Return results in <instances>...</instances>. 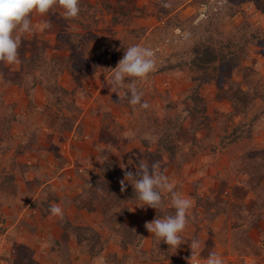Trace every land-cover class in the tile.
<instances>
[{"label":"rangeland","instance_id":"374dc122","mask_svg":"<svg viewBox=\"0 0 264 264\" xmlns=\"http://www.w3.org/2000/svg\"><path fill=\"white\" fill-rule=\"evenodd\" d=\"M82 2L90 6L85 9L96 21L90 29L95 40L87 43L93 58L81 65L90 63L92 70L80 85L67 72L58 80L75 92L59 97L61 103L75 97L78 111L74 129L59 133L53 116H69V112L58 111L56 99L49 100L41 85L33 100L29 98L16 83L13 64L0 63V198L6 192L13 193V185L17 184L23 194L12 207L0 205V264H14L13 258L19 256L23 257L20 264H75L70 253L56 252L51 246L49 224L43 220L50 212L44 210L51 207L56 193H78L77 197L84 188L91 189L90 185L101 176L109 189L121 194L132 185L125 173H135L140 163L152 162H158V171L169 178L174 190L190 198L189 222L175 255L126 264H187L180 261V256L192 255L193 240L200 242L193 251L204 264L211 252L220 255L224 264H264V211L261 216L255 214L264 205V191L257 194V189L248 190L244 185L252 178H261L258 190H264V101L259 98L264 91V0H166L167 8L172 9L168 14L164 11L165 0ZM174 2L177 3L173 5ZM202 3L208 6L205 13L199 12ZM221 8L223 12L217 16ZM60 15L64 16L63 10ZM56 17L54 13L33 15V31L22 35L23 54L31 55L36 47L43 46L45 55L67 54L58 40L59 34L68 29L67 23L48 22ZM135 29L140 32L138 40L130 32ZM76 31L87 30L78 27ZM237 32L247 42L237 68L235 64H223L217 74L210 69L209 75H217L212 82L200 79L201 72L190 65L182 66L191 61L195 42L213 37L222 43ZM253 33H258V37L250 38ZM123 38L133 39L129 45L139 44L154 52L155 71L137 85L143 92L142 100L148 102L146 109L138 105L134 109L124 90L111 91L107 83L111 69L124 55L117 51V43ZM166 55H170L168 62ZM167 63L180 66L160 71ZM244 72L254 92L249 106L245 105L248 109L237 102L239 110H248L245 115H237L230 113L234 110L230 96L238 85L245 89ZM220 87L227 89L229 98H222ZM194 96L204 99L203 103L195 106ZM170 125L167 134L164 126ZM157 126L148 135L147 129ZM171 145L173 157L168 151ZM121 180H125L123 190ZM165 196L166 211L174 213L170 197ZM259 199L252 204L254 209L248 206ZM67 201L64 199L63 203L76 206L73 200ZM133 207L135 211L125 222L142 230L143 248L150 250L153 234L146 228L143 209L151 207L143 202ZM97 216L100 219L90 215L89 220H94V226L104 232L102 219ZM69 222L89 224L62 218L59 226L70 239L66 228ZM126 251L109 244L105 253L121 256ZM108 261L99 256L94 264L116 263L114 259Z\"/></svg>","mask_w":264,"mask_h":264},{"label":"trees","instance_id":"16d2710c","mask_svg":"<svg viewBox=\"0 0 264 264\" xmlns=\"http://www.w3.org/2000/svg\"><path fill=\"white\" fill-rule=\"evenodd\" d=\"M207 1V0H203ZM228 2V1H227ZM226 2V4H227ZM177 2H174L173 5H175ZM110 4V3H108ZM225 4V5H226ZM224 5V6H225ZM223 6V7H224ZM222 7V8H223ZM85 8L90 9L89 5L84 4L82 0H80V13L78 17L76 18H67L65 16H58V13L62 10L61 8L57 7L54 11H50L47 14L54 13L55 16H57L54 20L49 19V23L57 22L58 24L61 21H65L67 23L68 29H66L62 34L60 35L59 43L64 45L62 48L66 49L67 54H56L54 56L52 55H45L43 47H36L35 51L32 52L31 55L23 54V50L19 46L18 54L19 59L18 62L12 65V68L14 69L13 74L18 76V79H16V83L19 84V86L25 91V93L28 94L29 98H32L35 95V90L39 87V85L42 86L43 90L48 94L49 100H53V98L56 99L55 103L57 105L58 111L64 110L69 112V116L65 115H54L53 120L54 125L56 126V130L59 133H64L65 130H72L74 129V126L76 123V117H77V107L74 104V98L71 99L70 102L64 100L61 103V95L75 93L73 90L67 89L66 87L62 86L58 83V80L60 78V75L67 72L71 75L72 80L80 85L82 84L83 79L88 78L91 73V65L90 63L88 65L81 66L83 64L82 61L88 60L89 62L91 57L89 55V47H87L88 41L95 40V33L92 32L90 29L93 28V26L96 24L94 22V19L91 18L90 15L87 14V10ZM220 9V11L222 10ZM165 13L168 14V12H172V9H169L165 7L164 9ZM218 12L217 16H220L222 13ZM234 13H228V17L232 16ZM45 16V15H44ZM116 17H114L113 20H115ZM221 20H223V16L220 17ZM71 27V28H70ZM83 28L88 31L86 32H79L76 31L77 28ZM73 28L75 31H73ZM132 32L134 39H140L139 31L135 29L134 31L130 30ZM244 35H241L237 33H234L230 38H228L226 41H223L220 43L219 41H215L213 37L207 38L205 40H199L198 42H195L191 47V61L190 62H184L182 63V66L190 65V68L196 71L201 72L200 73V79H209L212 82L216 79L217 75L207 73L210 69L214 72H217L221 69V66L224 64H235L236 68L240 66L237 62L240 61V53L244 52L245 45L247 42H243ZM258 37V33H253L252 37L255 38ZM120 40V39H119ZM133 39H127L123 38V40L118 41V50L123 53H125L126 48L129 47V43L132 44ZM132 41V42H131ZM219 42V43H218ZM247 46V45H246ZM183 49V48H182ZM238 55V56H236ZM165 58L168 60L170 59V55H166ZM238 58V59H237ZM171 60V59H170ZM237 60V61H236ZM165 60L161 59V62H164ZM182 61V60H181ZM234 61V63L232 62ZM15 66V67H14ZM180 63L178 64H172L167 63L160 69V71L166 70V68H174L179 67ZM91 69V70H90ZM242 70L244 68H241ZM247 70V69H245ZM205 79V80H206ZM243 86L245 89H241V86L238 85L236 89H234V92L232 96H230V100L233 102L234 110L230 111V113H235L237 115H245L246 112L243 110H239L237 106V102H241L243 107L247 104L249 106V103L251 102V94L254 92V89H251V83L247 82V77L245 72L242 75ZM83 87V85H82ZM247 87V88H246ZM221 95L224 97H228L226 95L227 89L220 87ZM71 95V94H70ZM1 96V95H0ZM60 97V98H59ZM259 98L264 101V91L259 95ZM202 98L195 97L194 96V104L197 106L198 104L203 103ZM1 103V101H0ZM194 106V107H195ZM196 108V107H195ZM248 109V107L246 108ZM198 110H204V109H198ZM201 112V111H198ZM74 113V114H73ZM76 114V115H75ZM233 115V114H232ZM231 115V117H232ZM235 118V115L233 116ZM76 124H75V123ZM240 125V124H238ZM9 126V123H8ZM172 125H170L168 128L164 126L165 133L169 134L171 131ZM8 128V127H7ZM159 128L152 127L147 129L148 135L150 131H153L154 129ZM238 127L234 130L236 132ZM136 135H138V130L134 129ZM143 138V137H140ZM195 138V137H194ZM250 138H252L250 134ZM168 142V141H167ZM171 142V141H169ZM168 151L171 153V157L174 156L175 151L173 148V145L168 147ZM262 177V176H261ZM13 177H11L12 179ZM98 180V181H97ZM97 180H95L90 186L91 189L84 188L82 190V193L73 199L75 205L88 213L91 214H97L101 217V223L102 228L104 229V232H101L97 227L94 225H74L71 222L67 223L66 228L70 232V237L75 243L76 247L78 248V251L80 253V256L83 258L80 261V264H94V259L97 257L103 256L104 261L106 263H110L108 259H114L116 263L114 264H126L131 262H137V263H145L147 261H152L156 259L158 255H160L163 258H169L176 254L177 249L172 248V251L169 252V246L164 242L161 241L160 243L158 240L153 236V242L150 250L143 248V236L142 230L135 225L127 224L125 222V218L132 212L135 211L133 205L135 203H141L136 197H135V189L133 185H130L126 191L123 193H117L116 191H113L109 189V184L106 182L103 177L97 176ZM261 182V178H252L249 182H244V185L248 190H254L257 194H260L263 192V189H259ZM16 184V183H15ZM15 187V190L11 194H4L0 198V205H9L12 207V205L19 201L20 197H22V193L20 192L18 188V184L13 185ZM2 191V190H1ZM227 202V201H226ZM226 202L223 204H226ZM254 202H260V199L258 201L253 200L252 203L248 206H251V209H254L252 207V204ZM41 203V202H40ZM37 206L43 207L38 202L36 203ZM262 207V211L259 209ZM49 206L47 210H44V212L49 211ZM257 211H255L256 216H261V214L264 211V205H260ZM144 216L148 222L153 221L155 218H157L161 213L153 208H147L144 207ZM61 223V222H60ZM66 230V231H67ZM65 232V231H64ZM68 234V233H67ZM109 244H114L118 246L121 249L128 250L125 253H123L121 256H119L117 253H105L106 248ZM56 249L55 251H60L58 246H54ZM132 248V251H129V249ZM59 254V253H58ZM20 257V258H19ZM14 259V264H20V260L22 262L21 256ZM70 258V257H69ZM71 260V258H70ZM10 262V260H8ZM71 263V262H70Z\"/></svg>","mask_w":264,"mask_h":264},{"label":"clouds","instance_id":"9594fccd","mask_svg":"<svg viewBox=\"0 0 264 264\" xmlns=\"http://www.w3.org/2000/svg\"><path fill=\"white\" fill-rule=\"evenodd\" d=\"M165 7H168L166 0ZM61 8L67 18H76L80 13V0H0V63L15 64L18 62V49L22 35L33 31L32 17L35 14L45 15L55 8ZM156 69V60L151 48L133 44L126 48L123 57L112 70L107 83L113 89L124 90L128 103L135 107L148 108V102L142 100L143 92L137 85L146 81L150 73ZM158 162L140 163L135 173L127 171L125 179L135 189V197L144 206L158 210L161 215L146 223V228L160 243L164 241L169 250L177 249L182 244V233L189 222L191 200L174 190L169 178L158 171ZM121 190L125 187V180H121ZM170 197L174 213L166 211V196ZM53 215H62L59 205L50 207ZM192 257L195 249L200 247L198 240L190 244ZM206 264H224L223 258L215 252L209 253Z\"/></svg>","mask_w":264,"mask_h":264},{"label":"crops","instance_id":"0c3cea01","mask_svg":"<svg viewBox=\"0 0 264 264\" xmlns=\"http://www.w3.org/2000/svg\"><path fill=\"white\" fill-rule=\"evenodd\" d=\"M78 194V193H77ZM76 194V195H77ZM76 195H69V193H63L61 191H58L56 193L57 198L51 202V206L53 204H57L61 207L62 209V215L57 216V215H53L51 214V212L47 213L44 216V221L47 222L48 225V231H50V233L52 234V237H50V244L51 246L53 245V247L56 245L59 247L60 250H64L67 253H70V257H71V261H77L75 262V264H79L80 261L83 259L79 254L78 248L76 247L75 243L73 242L72 239L68 238V236L64 233V230H62L59 226V221L62 220V218H66L71 220L74 223H89L94 225V220H89V216H94L99 218L97 215L94 214H89L88 212L84 211V210H78V208H76V206H74L73 204H65L63 203L64 199H68L67 202H72V200L74 198H76ZM58 200L60 202H58ZM130 216H128L129 218ZM100 219V218H99ZM19 220V219H18ZM84 220V221H83ZM50 221V223H49ZM127 221V219H126ZM17 223V222H15ZM14 223V224H15ZM77 255V256H76ZM74 264V263H73Z\"/></svg>","mask_w":264,"mask_h":264},{"label":"built area","instance_id":"2783aa9c","mask_svg":"<svg viewBox=\"0 0 264 264\" xmlns=\"http://www.w3.org/2000/svg\"><path fill=\"white\" fill-rule=\"evenodd\" d=\"M207 8H208V6L204 3H202V4H200L199 12L205 13L208 10ZM191 257H192V255L182 253L180 256V261L185 262L187 264H204L203 261L197 257V255H194L192 259H191Z\"/></svg>","mask_w":264,"mask_h":264}]
</instances>
